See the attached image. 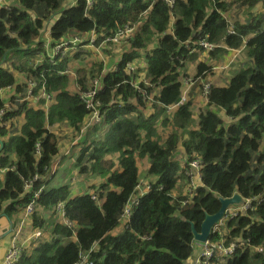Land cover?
Listing matches in <instances>:
<instances>
[{
  "label": "trees",
  "instance_id": "obj_1",
  "mask_svg": "<svg viewBox=\"0 0 264 264\" xmlns=\"http://www.w3.org/2000/svg\"><path fill=\"white\" fill-rule=\"evenodd\" d=\"M10 2L5 0L0 7V87L15 84L17 77L26 85L30 78L37 82L44 79L57 103L48 115L24 103L10 113L24 111L21 133L0 129L4 139L0 167L8 168L5 174L0 172V216L17 213L40 190L39 208L51 210L64 203V217L72 223L45 219L37 209L26 223L27 233L36 230L30 228H40L50 237L36 240L19 264H76L84 254L93 264H190L195 241L188 221L200 230L205 212L219 211V197L235 193L252 200L253 209L227 222V241L238 239L245 247L224 264H264V15L257 14L258 9H264V0H177L174 7L162 0H95L91 6L85 0L75 4L68 0ZM235 6L243 10L246 21L239 18ZM232 20L235 33L231 34ZM126 26L134 31L115 71L104 74L102 64L94 62L95 67H89L87 56L75 57L87 66L81 70V64L78 69L85 89L100 78L96 97L102 102L100 112L107 125L104 138L85 146L75 166L82 175L108 176L96 188L95 198L87 193L72 197L69 184L48 185L59 147L58 136L46 124L67 120L80 130L89 110L79 95H69L67 76L46 63L48 58L35 63L42 55L38 40L48 30L52 45L67 36L86 38L92 32L100 42ZM198 29L210 34V41L217 44L209 52L213 60L225 54L222 59L230 57L221 45L245 49L248 61L245 66L230 68L228 82L213 80L208 73L211 63L198 62L200 55L191 42L198 38ZM139 51L144 52L147 77L159 85L153 97L152 89L143 82L131 84L132 77L124 70L129 61L139 58ZM67 60L59 65L65 67ZM191 63L196 71L188 73ZM189 75L198 84L189 87ZM202 76L210 84L205 97ZM26 85L19 84L20 90L27 92ZM119 95L124 104L120 105V100L112 103ZM148 103L160 107L159 112L174 105L177 108L170 116L158 118L155 112L145 113ZM158 119L163 127L171 123L174 128L164 141L156 128ZM38 144L41 155L37 158ZM181 144L188 156L186 164L201 159L202 185L174 197L180 179L186 180L175 160ZM116 153L117 163L105 158ZM143 158L150 161L147 174L151 187L123 224L125 209L140 184L137 163ZM36 175L31 190H26V181ZM118 226L122 230L116 234ZM219 238L218 234L212 236Z\"/></svg>",
  "mask_w": 264,
  "mask_h": 264
},
{
  "label": "built area",
  "instance_id": "obj_2",
  "mask_svg": "<svg viewBox=\"0 0 264 264\" xmlns=\"http://www.w3.org/2000/svg\"><path fill=\"white\" fill-rule=\"evenodd\" d=\"M165 1L168 5L171 7H174L177 0H162ZM87 4L91 6L94 3V0H86ZM5 0H0V7H3L5 5ZM173 24V20L171 23V27ZM134 31V28H126L125 30H120L118 33H116L114 36L108 37L106 39H103L99 44H97V34L92 32L90 35H88L86 38H78L73 37L69 42L61 41L58 42L56 46V50L49 49L51 47V39H50V32H45V36L39 41L42 44V47L46 50H48L49 56L53 60L56 52H61L60 56L61 58L58 60L59 62H62L64 58H68L66 62V66L62 68H57V73L59 75H64L69 77V85L67 86V91L69 95H79L80 100L82 103L86 106V108L89 110V115L87 117L89 118L90 123L93 121H100L102 120L103 116L100 113V106L102 104L101 101L97 99L98 91L101 89V82L100 78H96L91 81V84L87 90L83 89V86L81 85L80 79L78 78V69L80 68L81 64H79L80 60L75 59L76 55L80 54L83 57L87 56V59L85 62L93 61L96 63H100L103 65V73H111L116 70L117 66H115L114 69H111L110 64L114 61H118L117 58H113L110 60L109 68L105 67L106 57H115V54L117 53L118 49L120 48L122 44V40L124 36H127L131 34ZM198 38L197 39H191L192 43L195 45V48H193V51H199L202 50L206 53H209L213 51L217 44L210 41V34H206L203 32V30L198 29ZM229 33H234L233 27L231 26L228 29ZM109 45H113L115 47L114 54L111 53V51L108 49ZM222 46V45H221ZM105 50L109 51L107 54ZM127 51V50H126ZM88 53V55H86ZM41 61H44L43 57L41 56ZM58 61L52 62V64H59ZM214 68L210 70V75L213 73ZM135 71V66L132 63L128 64V74ZM201 85L203 86V89L205 90L203 93V97H205L210 89V84L205 81V78L202 76ZM133 82L131 81V84ZM187 83L190 86L194 85L195 81L187 80ZM26 85V83L24 82ZM135 84V83H133ZM140 84V83H139ZM138 85V84H135ZM146 86H149V82H145ZM27 92L23 95L22 93L16 92V87H8L7 91H10L12 93H15L18 97L16 101H18V104H21L23 102H27L31 106H37L40 103L43 104L41 109L45 111L46 114H48V111L50 109L51 104L53 103V94L49 93L46 82L44 79H42L40 82L35 81L33 78L28 79L27 85ZM6 88H0V93L4 94ZM186 100V96L184 95L182 98V102ZM120 105L123 104V101L118 102ZM177 108V105H174L172 107H169V110H175ZM3 114V110H0V116ZM47 129L51 130V127L47 125ZM36 156L40 157V146L37 145L36 150ZM56 167V166H55ZM201 167H202V161L201 159L197 158L192 161H188L187 167L185 168V174L190 179L189 180V191L194 190L197 187L202 185V177H201ZM1 172H4L3 170H0ZM195 177H198L196 180H193ZM37 176L33 178V180H37ZM33 180H28L25 183V188L27 190H30L32 187ZM148 188H150V185L147 186L146 191H148ZM40 196V191H36L34 194V198L28 202L23 208V211L21 213L20 219L18 220L15 227L12 229L11 232V247L9 248L8 252L5 254L4 259L0 264H19L22 250L27 246V244L36 241V240H42L44 238V232L43 230H34L29 235L25 236L26 233V223L32 218L36 210L38 209L39 205L37 202V199ZM188 201L184 202V204H187ZM64 203H60L57 207V211L64 214ZM250 209H253V201L250 199H247V203L244 206H231L228 210H226L224 218L213 228V235H219L220 238L218 240L208 239L206 242H196L197 245L201 247L200 255L191 263V264H224L228 261V259L236 252L237 249L243 247V243L240 240H235L233 242L227 241L226 239V229L221 231L220 227L224 226L229 220L232 218L239 216L241 213L248 211ZM127 214L130 213V210L127 209ZM67 225H72L71 222L67 221L65 222ZM93 264L91 261H89V256L87 254H84L82 257V260L80 262H77L76 264Z\"/></svg>",
  "mask_w": 264,
  "mask_h": 264
},
{
  "label": "rangeland",
  "instance_id": "obj_3",
  "mask_svg": "<svg viewBox=\"0 0 264 264\" xmlns=\"http://www.w3.org/2000/svg\"><path fill=\"white\" fill-rule=\"evenodd\" d=\"M235 10L237 11V13H239V18H243L244 17L243 10H241V11L238 10V8L236 6H235ZM108 49L111 51L112 54H114V52L116 51L115 47L113 45H109ZM237 56L238 55H235L227 64H221V65H218V66H214L213 67L214 68L213 73L210 75V77H213L214 73L217 72L218 74H222L223 75V82H228V80L232 77V74L230 73V72H232V70H230V68L231 67L237 68V66L239 67L242 64L245 66V63L248 61V57L243 52L240 54V56H238V58H237ZM105 58H106V62L104 63L105 67L109 68L110 60L115 58V57H109L108 58V57L105 56ZM206 59L207 58H205V60ZM216 61H219V60L211 61L210 63H213V62H216ZM79 64H82L81 70L83 68H86L87 66L95 67V64H94L93 61H91V63L86 66L84 61L81 59ZM4 67L7 68V64H5ZM195 69H196L195 63H191V64H189L187 66L188 73L189 72H194ZM79 71H78V78L80 79L81 75H80ZM193 77L194 76L189 75L190 80H192ZM195 84H198L197 81H195L194 85ZM119 97L122 98L121 95H119ZM159 111H161L160 107L159 108H155V107L149 106L148 107V111H147V115H150V113L155 112V113L158 114V118H162V117L166 116V114H167L166 110L165 111L163 110L162 112H159ZM89 124H90V121H86L84 123V125H83V131L86 133V135L88 137H90L91 139H97V138L103 139L104 138V134H105L107 129H104L102 131L101 135L97 136L94 133V131L90 130ZM228 124H231V121H229ZM156 126H157L156 128L158 130V133H159V136H160L161 140L164 141L165 138L167 137L168 133L170 132V129L167 126L165 128H163L161 126V121H159ZM65 128H66L65 124H60L58 127H54V129L61 136V140L64 139V141H63L64 143L62 145V147H63V151L62 152H64L65 149L68 146V144L66 142H68L70 144V142H72L73 140H75L78 137V135H75L73 132L67 133L65 131ZM75 131H77V130L75 129ZM178 149L181 150V147L178 148ZM77 156H78V153L75 150H72L70 153H68L67 155H64L63 157L60 158L58 170L55 173V175L51 178V180H49V184H48L49 187L56 186V185H61L63 183H66V184L70 185L69 187L72 190L73 194L77 195L79 193V191L83 189V186L86 189L87 188L91 189V188H93L92 185H94V186L100 185L102 182H104L107 179V176H108L107 174H104V175H99V174L82 175V174H80L78 168L75 166V161H76ZM117 158H118V155L107 156V160H110L112 162L113 161L116 162ZM175 160H177V161L182 160V157L180 155V151H179V154L177 153V155L175 157ZM138 162H139L138 166L141 169L140 174H143L144 172L147 171L148 164H150V162H149L148 158L139 159ZM69 163H71V164H69ZM88 165H90V164L88 163ZM181 165L183 166V168H185V164H181ZM182 173L185 175V177L188 180H190L186 176L185 171H183ZM64 174H67V176H64ZM193 180H196L195 177H194ZM145 187H146V183H142L141 182V188L144 189ZM182 191L186 192L185 178L180 179V181L178 182V188L173 191V196L174 197H178V194H180V192H182ZM38 209H39L38 211L40 212V214H42V212L50 213L51 215L54 214L53 211H49V210H46L44 208H38ZM47 219H49V218H47ZM50 219H52V217H50ZM225 229L226 230L229 229L227 227V223L224 224V226L220 227L221 231H223Z\"/></svg>",
  "mask_w": 264,
  "mask_h": 264
},
{
  "label": "clouds",
  "instance_id": "obj_4",
  "mask_svg": "<svg viewBox=\"0 0 264 264\" xmlns=\"http://www.w3.org/2000/svg\"><path fill=\"white\" fill-rule=\"evenodd\" d=\"M86 1V0H85ZM95 1V0H94ZM75 2H76V0H72L71 2H69V3H71V4H75ZM16 2H15V0H11V2H10V4H15ZM87 3V2H86ZM9 4V5H10ZM88 5V4H87ZM227 18H228V16H226ZM244 21H246V20H244ZM54 22V21H53ZM230 23H231V26L233 27V30H234V33H235V21H229ZM128 27H130V28H133V27H131V26H126L123 30H125L126 28H128ZM171 27V26H170ZM48 30H46L45 32H47ZM133 33V32H132ZM131 33V34H132ZM131 34H129V35H127V36H124V38H123V40H122V44H121V46H120V48L118 49V51H117V53L115 54V58H117L118 57V63L122 60V54L126 51V50H128V48L130 47V45H129V42H128V38L130 37V35ZM198 34V31H196V35ZM73 37H71V36H67L66 38H64V39H61L59 42H61V41H65V42H69V40H71ZM106 38H108V37H103V39H106ZM50 39H51V37H50ZM192 39H197L196 37H194V38H192ZM41 40V39H40ZM40 40H38V41H40ZM102 41V40H101ZM100 41V42H101ZM100 42H98V40H97V44H99ZM33 47H36V45H33ZM49 49H54V50H56V46L55 45H52V39H51V47L49 48ZM48 49V50H49ZM48 50H46V49H44L43 47H42V50H41V54L42 55H40V57H39V59H37L36 60V64L37 63H40V62H44V61H41V56L43 57V59L45 60L46 58H48V60H47V62L46 63H48V64H50V65H52V66H54L55 68H56V70H57V67L58 68H62L63 67V65H59V64H57V65H55V64H52V62H54V61H58L60 58H61V56H60V54H61V52H56V54H55V56H54V58H53V60L51 59V57L49 56V51ZM105 52L108 54L109 53V51H107V50H105ZM201 52H204V51H202V50H199V51H196V53H198L199 55H200V53ZM210 54V53H209ZM59 57V59H57ZM59 62V61H58ZM131 62H133V61H129L127 64H126V66H125V71H126V73L128 74V64L129 63H131ZM3 66H5V65H3ZM135 71H136V67H135ZM135 71L134 72H131L130 74H128V75H130L131 77H132V75L135 73ZM17 77V76H16ZM67 78H68V80H70L69 79V77L67 76ZM149 79V78H148ZM148 82L150 83V85H149V87L153 90V87L155 86V87H158L159 85H157V84H153V83H151L150 82V80H148ZM22 83H24V81H22V80H20L18 77H17V81H16V83L15 84H13V85H10V86H7V87H0V88H6V90H5V93L4 94H1L0 93V110H3V114L0 116V129L1 128H3V129H7L8 130V133L9 134H19V133H21V128H22V126L24 125V111H22L19 115H17V114H15V115H10V113H12V112H14L20 105H23L24 103H26L27 104V106L29 107V108H35V109H37V110H42L41 109V107L43 106V104L42 103H40L39 105H37V106H31V105H29L27 102H23V103H21V104H18L17 102L18 101H16V99L18 98L17 96H16V94L15 93H12V92H10V91H7V88L8 87H16V92L17 93H24L25 94V91H23V90H20V88H19V84H22ZM68 85H69V82H68ZM67 85V86H68ZM146 86V85H145ZM83 89L84 90H87V89H85L84 87H83ZM66 91H67V88H66ZM68 92V91H67ZM23 94V95H24ZM52 94V93H51ZM53 98H54V100H53V103L51 104V106L53 105V104H55V103H57V99L55 98V96H53ZM118 100H123V98H121V97H119V96H117L113 101H112V103H116ZM201 102V101H200ZM123 104H124V101H123ZM51 106H50V109H51ZM50 109H49V111H50ZM43 111V110H42ZM49 111H48V114H49ZM169 112H170V115L172 114V111L173 110H168ZM45 112V111H44ZM101 113V112H100ZM47 114V115H48ZM101 121H103V118H102V120H100V121H93L92 123H90L89 124V126H91V125H94V124H96V123H99V122H101ZM68 121L67 120H65V121H61V122H58V123H55V124H53V125H51L49 122H47V124H46V128H47V125L48 126H50L51 127V130L50 131H52L53 133H55L57 136H58V147H59V152H58V154L54 157V161H53V164H52V171H51V176L53 177L54 175H55V173L57 172V170H58V166H59V162H60V158L61 157H63L64 155H67L68 153H70L72 150H77V145L76 144H74L73 142H70V144L68 143V142H66L67 144H68V146H67V148L65 149V151L64 152H62L63 151V147H62V145H63V141H64V139H62L61 140V136L58 134V132L54 129V127H58L60 124H66ZM169 124H171V123H169ZM172 125V124H171ZM74 128V127H73ZM83 130V127H82V129H80V130H77V132H81ZM97 139H99V138H97ZM96 139V140H97ZM3 137H1L0 136V144H2V142H3ZM93 141V140H92ZM92 141L91 142H89V143H85L84 145H83V147L78 151V156H77V158L79 157V153L82 151V149L85 147V146H87V145H89V144H91L92 143ZM72 149V150H71ZM1 152V151H0ZM110 155H112V154H107L106 155V159H107V156H110ZM114 155H118V158H119V154H114ZM37 158H38V156H36ZM76 158V157H75ZM77 158H76V160H77ZM118 158H117V160H116V163L118 162ZM75 163H76V161H75ZM188 164V163H187ZM187 164H186V167H187ZM56 166V167H55ZM7 169L8 168H1L0 167V170H3L4 172H1L2 173V175L3 174H5L6 173V171H7ZM185 170V169H184ZM37 176V175H36ZM35 176V177H36ZM38 177V176H37ZM51 177V178H52ZM33 180V179H32ZM35 180H33V182H34ZM27 182V181H26ZM33 182H32V184H33ZM105 182V181H104ZM141 182L142 183H146V187L143 189V188H141ZM150 185V187H151V182H147L146 180H140V184H139V186H138V188H137V192L135 193V195L132 197V199H131V201H130V203L127 205V207H126V209H125V212H124V216H123V219H122V223H125L127 220H128V218H129V216H130V214H131V211H132V208H133V206L134 205H136V204H138V200H139V198L141 197V196H143L144 194H146V193H148V191L150 190V188H148V191H146V188H147V186H149ZM94 185H92V187H93ZM99 185H97L96 187L94 186L93 188H91V189H86V191L83 193V194H85V193H87V194H89V195H91L93 198H95V194H97V192H96V188L98 187ZM32 188V187H31ZM26 189V188H25ZM27 190V189H26ZM31 190V189H30ZM188 190H189V187H188ZM29 191V190H28ZM37 191H40V190H37ZM36 192V191H35ZM35 194V193H34ZM83 194H81V195H83ZM78 196V195H77ZM34 198V197H33ZM32 198V199H33ZM31 199V200H32ZM246 200H247V198H245ZM30 200V201H31ZM28 204V203H27ZM60 204V203H59ZM58 204V205H59ZM58 205L55 207V208H53V209H56V211H57V207H58ZM65 205V204H64ZM244 206V205H243ZM127 209H129L130 210V213L129 214H127L126 212H127ZM66 220H67V218H66ZM68 221V220H67ZM230 221V220H229ZM228 221V222H229ZM64 224H65V222H63ZM226 232H228V230H226ZM212 236H213V234H212ZM211 236V237H212ZM210 237V238H211ZM209 238V239H210ZM194 241H195V239H194ZM241 241V240H240ZM195 242H198V241H195ZM242 242V241H241ZM243 243V246L245 247V243L244 242H242ZM243 248V247H242ZM257 249L259 250V251H261V250H263V248H261V247H257Z\"/></svg>",
  "mask_w": 264,
  "mask_h": 264
},
{
  "label": "crops",
  "instance_id": "obj_5",
  "mask_svg": "<svg viewBox=\"0 0 264 264\" xmlns=\"http://www.w3.org/2000/svg\"><path fill=\"white\" fill-rule=\"evenodd\" d=\"M72 0H68V2H71ZM257 14L258 15H264V9H258L257 10ZM241 19H243V20H245L244 19V17L243 18H241ZM234 21V20H233ZM222 48H226L227 49V51H229L230 52V57L229 58H227V60L226 59H222L223 57H225L226 56V54L225 55H221V57H220V59L218 58V59H216V60H219V61H216V62H213V63H211V65H212V68L214 67V66H218V65H221V64H227L235 55H238V56H240V54L243 52L244 53V48L242 47V48H240V49H236V48H231V47H229V46H226L225 45V47H224V45H222ZM245 54V53H244ZM142 55V56H141ZM238 56H237V58H238ZM247 56V55H246ZM205 58H207L206 60H205ZM201 61H203V62H211V61H215V60H213L212 58H211V55L209 54V53H206V52H201L200 53V56H199V59H198V62H201ZM135 67H136V71H135V73L132 75V82L133 83H135V84H139L140 82H143L144 84H145V82H148V77H147V63H146V61H145V59H144V52L143 51H139V58L138 59H135L133 62H131ZM117 64H118V62L117 61H114V62H112L111 64H110V67H111V69H114L115 68V66H117ZM195 71H196V69H195ZM194 71V72H195ZM213 80H220L221 82H223V75L222 74H218L217 72H215L214 73V76L213 77H211ZM159 91V88L158 87H153V90H151L150 92H152V97L153 96H155L156 94H157V92ZM130 100V102H133L134 104H135V101L134 100H132V99H129ZM149 106H152V107H154V105L152 104V103H148V107ZM158 106H161V105H158ZM147 111H148V108L147 109H145V113L147 114ZM151 114V113H150ZM167 114H169V116H170V112L167 110ZM86 121H89V118L88 117H85L84 118V120H83V125H84V123L86 122ZM159 121H161V126L163 127V125H162V119H158L157 120V123L159 122ZM157 123H156V125H157ZM66 128H65V131L67 132V133H69V132H73L75 135H78V137L75 139V140H73L72 142L74 143V144H76L77 145V150H76V152L78 153V151L83 147V145L85 144V143H89V142H91L92 140H94V139H91L90 137H88L87 135H86V133L82 130L81 132H77V131H75V129L67 122L66 124ZM90 127V130H92V131H94V133L97 135V136H99V135H101V133H102V131L104 130V129H107V125H105L104 124V120L103 121H101V122H99V123H96V124H94V125H91V126H89ZM167 127L170 129V132L168 133V135L172 132V131H174V128H173V126L171 125V124H168L167 125ZM163 128H165V127H163ZM106 132H107V130H106ZM105 132V133H106ZM168 135H167V137H168ZM86 136V137H85ZM166 137V138H167ZM165 138V139H166ZM181 147V150H179L178 149V154H179V151H180V155H181V157H182V160H180L179 161V163H180V165L181 164H185V168H186V160H187V155H186V152L184 151V146H183V144H181L180 146H179V148ZM143 159H145V158H143ZM75 160V159H74ZM73 160V161H74ZM139 160V159H138ZM149 160V159H148ZM150 162V161H149ZM182 162V163H181ZM69 164H71V163H69ZM137 165H139V162L137 163ZM149 165L150 164H148V168H149ZM138 168H139V173H140V171H141V169H140V167L138 166ZM181 168H183V166L181 165ZM185 168H183L182 169V172L184 171V169ZM147 172H148V169H147V171L146 172H144L143 174H140V180H146L147 182H151V181H149L148 180V174H147ZM64 176H67V174H64ZM198 177H196V179H197ZM185 182L188 184V186H189V180L186 178V180H185ZM68 183V182H67ZM71 183V182H70ZM188 186H187V188H186V192H187V189H188ZM70 191H71V196L72 197H74V196H77V195H81V194H83L85 191H86V188L83 186V189L82 190H80L79 191V193L76 195V194H73V192H72V190L70 189ZM186 192H183V193H186ZM39 207H42V206H39ZM38 207V208H39ZM24 208V207H23ZM23 208L22 209H20L17 213H13L11 216H8V215H2V216H0V262H2L3 261V259H4V256H5V254L8 252V250H9V248L11 247V232H12V229L15 227V225L17 224V222H18V220L20 219V216H21V213H22V211H23ZM39 210V209H38ZM47 210V209H46ZM49 211H53L54 212V214L53 215H51L50 213H46V212H42V215H44V217H45V219H47V218H50V217H52V219L54 220V221H59V223H63V222H66V218L64 217V214L62 215L61 213H59L58 211H56V209H51V210H49ZM124 224V223H123ZM32 231L34 230V229H37V228H30ZM119 229H120V227L118 226V228L116 229V231H115V233L116 234H119ZM38 230H41L40 228H38ZM120 230H122V229H120ZM27 235H29L28 233H27V230H26V233H25V236H27ZM50 237V235H48V237H46L45 235H44V238H49ZM74 240H76V239H74ZM43 241V240H42ZM36 241H33V242H31V243H29V244H27V246H25V248H23V250H22V254H21V258H22V256L25 254V252L26 253H30V251H31V249H32V246H34V243H35ZM200 252H201V247L199 246V245H197L196 244V242H195V244H194V254H193V256H192V258H191V260H190V264L200 255ZM21 258H20V260H21Z\"/></svg>",
  "mask_w": 264,
  "mask_h": 264
},
{
  "label": "water",
  "instance_id": "obj_6",
  "mask_svg": "<svg viewBox=\"0 0 264 264\" xmlns=\"http://www.w3.org/2000/svg\"><path fill=\"white\" fill-rule=\"evenodd\" d=\"M219 201L221 203V207L218 212L214 214L208 213L207 211L205 212V219L201 224L200 230L196 228L195 223L188 221L191 224L195 241L206 242L212 236L215 225H217L224 218L226 210H228L231 206H243L247 203L245 197L239 193H235L233 196L228 198L220 196Z\"/></svg>",
  "mask_w": 264,
  "mask_h": 264
},
{
  "label": "bare ground",
  "instance_id": "obj_7",
  "mask_svg": "<svg viewBox=\"0 0 264 264\" xmlns=\"http://www.w3.org/2000/svg\"><path fill=\"white\" fill-rule=\"evenodd\" d=\"M34 64V63H33Z\"/></svg>",
  "mask_w": 264,
  "mask_h": 264
}]
</instances>
